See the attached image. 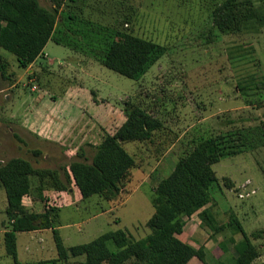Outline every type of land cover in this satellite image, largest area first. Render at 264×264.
Masks as SVG:
<instances>
[{
    "label": "rangeland",
    "instance_id": "1",
    "mask_svg": "<svg viewBox=\"0 0 264 264\" xmlns=\"http://www.w3.org/2000/svg\"><path fill=\"white\" fill-rule=\"evenodd\" d=\"M39 2L46 8L54 6L51 0ZM221 4L222 0H65L60 6L61 20L67 26L72 23L70 15L76 17L71 27L82 35L79 45L83 48L87 49L90 40L85 34L90 30L102 31L106 37L128 33L168 48L139 81L52 40L44 55L26 69L0 48V62L8 64L6 73L0 74V165L23 158L36 169H58L80 150L91 158L105 136L113 135L124 123L128 102L164 125L152 141L122 144L135 167L114 201L100 196L83 200L70 172L65 184L69 197L43 194L39 180L31 178L34 201L27 198L25 207L38 213L48 201L59 207L54 215L66 248L120 229L131 240L146 238L151 233L146 223L155 212L152 199L158 182L171 174L197 141L206 138H215L237 152L213 166L219 183L210 190L211 207L218 223L230 222L227 212L240 221L244 231H251L253 225L264 230V0H251L253 19L241 31L229 34L213 23L212 13ZM66 26L58 25V37L61 32L71 35ZM37 105L36 112H49L70 129L65 134L28 132L21 124ZM36 150L42 155L35 156ZM253 190L256 193L247 196ZM7 204L0 184V264H16L4 243ZM253 208L259 210V219L247 220ZM196 222L201 225V218ZM201 232L203 241H212L214 232L208 225L202 224ZM226 235L227 241L219 236L213 242L221 245L222 257L206 252L210 264L234 263L235 245L243 237L236 227H229ZM182 238L202 244L190 234ZM253 243L262 248L264 257V239ZM17 249L18 264L57 258L52 230L18 233ZM84 262L85 257H79L62 264Z\"/></svg>",
    "mask_w": 264,
    "mask_h": 264
},
{
    "label": "trees",
    "instance_id": "2",
    "mask_svg": "<svg viewBox=\"0 0 264 264\" xmlns=\"http://www.w3.org/2000/svg\"><path fill=\"white\" fill-rule=\"evenodd\" d=\"M52 8L43 7L39 0H0V48L12 53L19 67L26 69L44 55L49 41L86 55L100 62L117 74L139 81L168 52V48L152 40L117 32L106 37L102 31H88L87 49L79 45L82 36L61 20L60 6L65 0H51ZM251 0H222L213 13L215 28L223 33H237L253 19ZM58 25L66 26L71 33L56 35ZM63 34V35H62ZM102 36H99V35ZM8 64L0 62V74H5ZM125 121L113 135L105 136L89 158L80 150L73 160L58 169H36L23 158H14L0 165V184L7 196V229L4 243L7 255L18 261L17 234L38 230H52L57 258L38 264H62L69 258L85 257L84 264H188L194 257L203 264H210L206 248L199 249L183 242L186 218L200 212L203 225L218 234L229 227H236L243 240L235 245L233 264H264L261 250L253 243L261 232L248 235L240 221L232 216L228 224L218 223L207 206L212 204L211 188L219 183L213 166L225 157L236 155L235 149L225 147L215 138L200 139L195 147L177 163L171 174L158 182L152 205L154 214L146 223L151 233L144 239L131 240L129 233L120 229L109 231L93 241L66 248L58 231L55 212L59 207L49 205L43 212L29 211L23 199L31 195V178L39 180L41 193L53 195L67 193L66 173L70 172L83 200L100 196L116 200L122 187L135 167V160L123 147L124 143L152 141L164 129L139 105L126 103ZM66 152V150H65ZM42 155L41 150L33 152ZM71 185L70 181L68 182ZM72 186V185H71ZM74 186H72L73 188ZM34 201V198L32 196ZM56 199L57 198H53ZM114 246V249L111 248ZM259 262V263H257ZM220 264H224L223 262Z\"/></svg>",
    "mask_w": 264,
    "mask_h": 264
},
{
    "label": "crops",
    "instance_id": "3",
    "mask_svg": "<svg viewBox=\"0 0 264 264\" xmlns=\"http://www.w3.org/2000/svg\"><path fill=\"white\" fill-rule=\"evenodd\" d=\"M41 101H43V100H41ZM38 106L39 105H37L35 109L31 110V115H29V118L26 119L21 124V126H23V128L26 129L28 132H30V130H31V132H37V131L38 132H59L60 131V133L65 134V131L67 129L68 130L70 129V128H68V123L61 122L60 120H58L56 118L55 115H52L49 112L46 113V114H42L41 111L40 112H36ZM79 108L81 109V107H79ZM27 198H32V196H27V197H25L23 199V204L25 206L27 205V203H26V199ZM211 206L212 205L207 206V209L217 219L218 214L214 213V211H213L214 208H212ZM215 208H216V205H215ZM200 212L196 213L191 218H186V220H185L186 221V226L184 228V232L180 235L179 238L183 242H185V243L193 246L196 249H199L200 247L204 246L207 251L210 250V252H212L215 255V257L218 259V258L222 257V255L224 254L223 253L224 250L222 249L221 245L220 246L219 245H215V243H213V242H216V239H219L218 238L219 236H221L222 241H227L228 235H226V237H223V235L227 233V229L228 228H226L224 231H221L218 234H215V235L213 234L211 236L212 241L206 242L207 239L205 241H203V236H202L203 233L201 232L202 223L200 225L199 222H196L197 221V217L201 218L200 217ZM250 213H251V217L248 216L249 218H247V220H251L252 221L253 218L259 219V214H258L259 213V210L257 208H253L250 211ZM225 216H227V218L229 219V221H231V218H232L233 215L232 214H228L226 212ZM195 218H196V220H195ZM201 222H202V219H201ZM257 226L258 225H253L251 231H249V232L248 231H245L248 235H252L255 232H261L262 233L261 236H260V238L253 239V241H258L260 239H264V230L262 231L261 228H256ZM258 229H260V230H258ZM5 231H6V229L3 232H5ZM44 231H46V230H44ZM184 234L185 235L190 234V237L192 236L193 238L194 237H197L199 239L200 243L202 242V244L199 245V246H197L196 245V242L194 244H192L190 241H188V240L186 241L185 239L182 238V236ZM208 235L210 237V234H208ZM229 242H230V239H229ZM212 243H213V245H212ZM256 246H258V245H256ZM263 250H264V245H263ZM188 264H203V263L198 258L194 257Z\"/></svg>",
    "mask_w": 264,
    "mask_h": 264
},
{
    "label": "built area",
    "instance_id": "4",
    "mask_svg": "<svg viewBox=\"0 0 264 264\" xmlns=\"http://www.w3.org/2000/svg\"><path fill=\"white\" fill-rule=\"evenodd\" d=\"M250 184V182H248V185ZM256 193V191L255 190H253V191H251L250 193H248L247 194V196H250V195H253V194H255ZM245 196L246 195H244V194H240V198H242V199H245ZM248 198V197H247Z\"/></svg>",
    "mask_w": 264,
    "mask_h": 264
}]
</instances>
